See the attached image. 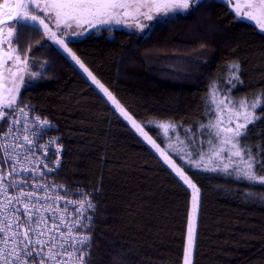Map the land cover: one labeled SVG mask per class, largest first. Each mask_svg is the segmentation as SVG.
<instances>
[{
  "label": "trees",
  "instance_id": "trees-1",
  "mask_svg": "<svg viewBox=\"0 0 264 264\" xmlns=\"http://www.w3.org/2000/svg\"><path fill=\"white\" fill-rule=\"evenodd\" d=\"M202 3L144 34L101 29L66 42L159 149L158 125L167 123L192 157L209 137L214 101L264 92V33L233 19L223 1ZM24 31L30 51L21 59L43 78L25 77L18 103L57 127L63 158L55 179L69 193H92L91 264H185L191 189L42 29ZM233 62L240 82H230ZM256 113L246 141L254 150L264 145V108ZM171 160L199 190L189 264H264V185Z\"/></svg>",
  "mask_w": 264,
  "mask_h": 264
},
{
  "label": "snow or ice",
  "instance_id": "snow-or-ice-1",
  "mask_svg": "<svg viewBox=\"0 0 264 264\" xmlns=\"http://www.w3.org/2000/svg\"><path fill=\"white\" fill-rule=\"evenodd\" d=\"M226 7L231 6V11L234 13L233 19L246 20L254 22L261 33H264V0H223ZM205 6L202 0H17L15 4L5 3L2 6L3 15L0 16V25H7V31L0 27V46L7 44V51L0 56V66H7V70L13 77H16L18 72L28 73L30 79L40 78L36 73L35 68L29 72L28 57L25 55L21 59L20 53L30 51V48H25L21 44V37L25 35L24 28L30 27L34 33H39L43 29V34L51 38L55 44L63 49L65 53L75 64L79 65L80 69L87 74L88 78L95 84L105 96L115 105L132 126L144 138L152 144L157 151H160L159 146L152 140L151 137L144 131L141 125L137 124L131 116L117 102L112 93L93 75L85 66L81 59L72 51L68 44L63 39V36L68 33V30L73 28L79 29L75 32L76 36H82L86 31L97 29L98 26L108 25H124L125 27H135L142 33L145 29H151L152 24H145L143 21H152L159 23L169 16L178 13H194L200 7ZM35 9L36 11H32ZM43 12L44 17L54 22L57 31H53L46 23L45 18L36 14ZM5 17L7 19H5ZM9 20H15V24H8ZM30 22V24H29ZM87 25V29L84 27ZM63 26L64 31H60ZM60 32L58 37L57 32ZM15 32V35H14ZM13 44L21 45L19 50L12 47ZM13 64L9 65L8 62ZM22 67H19L21 66ZM13 66H17V71L12 72ZM229 73L230 82L232 80L240 82V65L238 62H233L226 69ZM14 95H9L6 102H0V122L6 125L18 124L19 120L15 118L14 113L18 112L20 116L25 117L26 123L23 127L25 133L22 137L23 143L2 144L0 149H3V162L7 163L12 160V154L9 149L24 148L28 149L36 147L43 149L44 168L48 173L55 172L60 167V160L55 161L49 159L50 148L48 145L42 144V139L46 135L45 128L51 127L48 120H41L38 116L31 117L28 120V112L25 111V106H20L18 103L19 88L25 84L23 75L19 77V83L13 81ZM235 86V85H233ZM213 93L216 89L214 84L210 86ZM223 103V101H221ZM257 108H264V92L258 93L249 102L241 100L236 105L235 127L220 129L219 123L212 125L219 129L217 135L224 132L222 144L231 145L228 163L223 164L222 170L229 175H235L238 180L247 181L250 184L264 185V145L257 146L255 150L249 146L246 141L249 135L248 124H254L259 117L257 116ZM28 111H33L29 108ZM13 116L11 122L6 117ZM32 122V128L29 129L27 124ZM233 121H229L232 123ZM167 133L169 128L174 126L170 124L159 125ZM12 127L8 128L6 135L12 134ZM230 134V135H229ZM55 143L54 140L49 141V144ZM60 147L57 146L56 152L52 155L59 156ZM165 162L176 172L177 176L191 187L194 193H198V189L192 181L185 175L179 167L164 152H161ZM232 157L237 159L233 161ZM25 159H29L26 155ZM201 159H203L201 157ZM19 160H14L11 165V171L8 173H0V195L4 196L3 205L0 206V213L7 212L9 215L3 220H0V264H91V247H92V226L93 216L89 214L95 211L96 204L92 199V193L84 189L77 188L75 190L74 199L68 200V204L74 206L76 219L70 223L65 222L63 212L59 217V225L55 222L51 227L48 226L47 220L43 215L44 211H48L51 206L37 207L33 203V192H26L23 188L19 190V194L11 197L7 194L9 187L15 188L18 184H23L24 180H11L7 184L5 180L13 173H17L15 164ZM55 164V167L50 166ZM231 168V171L229 169ZM21 171L32 172L33 169L21 167ZM212 170H216L214 167ZM43 175V173H41ZM35 187H44L47 190L48 185H35ZM64 188V185H57ZM253 193H245L247 199ZM60 198V197H58ZM264 199V197H259ZM197 197L193 196V211L196 209ZM17 205H22L18 207ZM54 211L56 209H53ZM67 212V208L63 210ZM22 213V214H21ZM60 225L67 227V232H59ZM82 229V231H77ZM54 233H59V241ZM47 234V239H43ZM70 241V243H69ZM192 233L189 231V248L185 255V264H189L191 255ZM68 244V248H65ZM46 249V251H45Z\"/></svg>",
  "mask_w": 264,
  "mask_h": 264
},
{
  "label": "built area",
  "instance_id": "built-area-1",
  "mask_svg": "<svg viewBox=\"0 0 264 264\" xmlns=\"http://www.w3.org/2000/svg\"><path fill=\"white\" fill-rule=\"evenodd\" d=\"M25 111L28 112V120L30 121L31 117L38 116L36 114L30 113L26 108ZM15 118L19 120L18 124H11L9 123L6 125L5 123L0 126V145L2 144H16V143H23V135L25 134L23 132L24 124L26 123V119L23 116H20L18 112L14 113ZM6 119L11 122L13 119V116H8ZM41 120H44L40 117ZM50 122V121H49ZM51 127L45 128L46 135H44L42 139V144L48 145L51 152L49 159L52 161H55L57 158L60 160V166L63 158V150L60 144H58L59 137L57 136V127L50 122ZM28 128H32V122H28L27 124ZM12 127L13 131L11 135H6L8 133V128ZM54 140L55 143L49 144V141ZM57 146L60 147V153L57 157L56 155H52L51 153L56 152ZM43 149H38L36 147H33L32 149H28L27 146L24 148H18V149H9V152L12 154V160H9L7 163L3 162V149H0V173H8L11 171V165L14 160H19L18 163L15 164V167L17 169V173H13L11 176H8V179L5 180V183L7 184L11 180H24L26 181L23 184H18L15 188L9 187L7 190V194L11 197H15L19 194V190L21 188L24 189L26 192H33L35 195L33 197V203L36 204L37 207L44 206L49 208L48 211H44L43 215L45 216L47 220V224L49 227L52 226V224L55 222L59 225V217L60 214L63 212L65 222L70 223L71 221L76 219V214L74 213V206L72 204H68L67 201L74 199L75 193H69L67 189L57 187V185H60L58 180L55 179V176L57 174V171L59 168L56 169L55 172L48 173L47 170L44 168V160L45 157L43 156ZM28 156L29 159H25V156ZM33 169L32 172H25L21 171V167ZM50 166L55 167V164H51ZM43 173V175H41ZM48 185L47 190H45L44 187H35V185ZM60 197V198H58ZM93 199V197H91ZM4 196L0 195V206L3 205ZM96 204V202H95ZM18 207H21L22 205H17ZM67 208V212H64L63 210ZM53 209H56L55 211ZM23 211V210H22ZM22 214V213H21ZM89 214L93 216L94 219V212H91L89 210ZM9 214L7 212L0 213V220H3L5 217H7ZM93 223V220L91 222V225ZM77 231H82V229H78ZM59 232L66 233L67 227L64 225H60ZM57 236V241H59V233H54ZM43 239H47V234ZM70 243V241H69ZM2 247V245H0ZM65 248H68V244H65ZM70 251L71 249L68 248ZM46 251V249H45Z\"/></svg>",
  "mask_w": 264,
  "mask_h": 264
},
{
  "label": "rangeland",
  "instance_id": "rangeland-1",
  "mask_svg": "<svg viewBox=\"0 0 264 264\" xmlns=\"http://www.w3.org/2000/svg\"><path fill=\"white\" fill-rule=\"evenodd\" d=\"M220 1H223V0H220ZM235 2H236V0H233V3H235ZM5 3L13 4V0H5L4 2H2V4H5ZM2 4H1V6H2ZM228 7L231 10V6H228ZM32 11L35 12L36 10L32 9ZM0 14H1V16L3 15L2 7H0ZM36 14L40 15L42 18H45L46 23H49V26L52 28V30L57 31L55 28L54 22L50 21L47 17H44L43 12H37ZM179 14H184V13H179ZM170 16H172V14H169L168 17H170ZM241 21L248 22V23L254 25L258 29V27L254 24V22H249L246 20H241ZM143 22L145 24H152V26L154 24L152 21H147V20H145ZM15 23H16V21L13 23H10V24H15ZM29 24H30V22H29ZM84 27L87 29L88 26L85 25ZM2 28H4L5 32L7 31V25H3ZM101 29H125V30L132 31L135 33H139V34H144L149 30V29H145V31L142 33L139 29H136L135 27H125L124 25L113 24L111 26H108V25L98 26L97 29H91L89 31H86L84 35L89 34L91 32L99 31ZM42 31H43V29H42ZM60 31H64L63 26H61ZM76 31H79V29L73 28L71 30H68V33L63 36V39L65 40V42H67L68 40L77 39V38H81L82 36H84V35L76 36L75 35ZM57 35L59 37V35H60L59 31L57 32ZM46 38L49 41H51L52 44H54L57 48H59V50L74 64V66L79 70V72L107 100H109L108 97L105 96L104 93L95 84L92 83V81L88 78L87 74L84 73L82 69H80L79 65L75 64V62L71 60V57H69L67 55V53H65L63 51L62 48H60L57 44H55V42L51 38H49L48 36H46ZM8 47L9 46L7 44L2 45V47H1V55L2 56H3V52L7 51ZM12 47H14V46L12 45ZM8 64L12 65L13 62L9 61ZM19 67H22V65ZM11 71L16 72L17 66H13ZM29 72H32V70L30 68H29ZM21 75H23L24 79H25V77H27V78L29 77V74L24 73V72H18L16 77H13L10 74V72L7 70V66H0V85L3 88L2 102H6L9 95L15 94L14 92H12V89L14 88L13 81L15 80L16 83H19V77ZM20 88H21V86H20ZM20 88H19V91H20ZM109 101H111V100H109ZM221 101H223V103H221ZM240 101L241 100H233V99H230L228 97H225V98L222 97L218 101L213 102V110L211 111L213 119L211 120V124L208 127V136L209 137H207V139H204L201 142L197 143L199 153L196 154V157L194 156L195 154L193 155V157L191 156V152L189 151V149H190L189 146H186V148L184 149V147H182V145L179 143V141L175 140L176 138H174L173 136H172V138H170V135H172L171 134V128L172 127H170L168 132L166 133L165 130L159 126L161 124H167V123H159V125H158V127L162 130L163 137L165 139V145H164V148H162V150L160 149V151H157V149L154 148L152 146V144H150L145 138L144 139L147 141V143L150 145V147L156 153H158L160 156H161V152H164L165 155H167L169 157V159H171V157H176L177 159L183 160V162L186 161L189 164L196 166L200 169L214 171L212 169L215 167L216 170H222L223 164L228 163V157L230 155L231 145L221 143V141L224 138L225 133L221 132L220 135H217V132L219 131V129L216 127H212V125H216L217 123H219L220 129H227L228 127L234 128L235 127V116H236V105H238ZM230 120L233 122L229 123ZM161 157L164 159L163 156H161ZM201 157L203 159H201ZM232 159H233V161H235L237 158L232 157ZM229 171H231V168L229 169ZM187 187H189V186L187 185ZM189 188L191 189V192H192V202H191L190 218H189V225L188 226H189V231L191 228V232H192V228H193L192 226L194 224V218H195V213H196V209H195V211H193V196L195 194L197 197V193H194V191L191 187H189ZM188 242H189V235H188Z\"/></svg>",
  "mask_w": 264,
  "mask_h": 264
},
{
  "label": "water",
  "instance_id": "water-1",
  "mask_svg": "<svg viewBox=\"0 0 264 264\" xmlns=\"http://www.w3.org/2000/svg\"><path fill=\"white\" fill-rule=\"evenodd\" d=\"M17 2V0H13V4H15ZM0 16H1V14H0ZM5 19H7L6 17H5ZM13 22H15V20H9L8 21V24H10V23H13ZM3 25H0V27H2ZM1 47L2 46H0V56H2L1 55ZM2 95H3V88H2V86L0 85V102H2Z\"/></svg>",
  "mask_w": 264,
  "mask_h": 264
}]
</instances>
